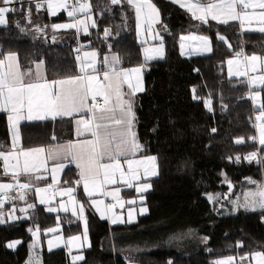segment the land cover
I'll return each mask as SVG.
<instances>
[{
  "label": "trees",
  "instance_id": "16d2710c",
  "mask_svg": "<svg viewBox=\"0 0 264 264\" xmlns=\"http://www.w3.org/2000/svg\"><path fill=\"white\" fill-rule=\"evenodd\" d=\"M153 1L165 25V57L153 61L143 57L133 10L111 0H89L93 23L88 22L83 32L74 28L47 32L44 27L35 37L24 33L22 26L28 13L34 12L33 2L18 5L6 14L7 24L0 25V58L16 53L24 68L44 62L50 79L81 73L76 51L80 43L100 56L113 52L122 67L145 68V91L136 104L137 132L144 152L158 164V175L146 194L148 212L135 221L112 224L87 206L91 246L83 259L72 261L66 248L42 247L43 264H218L227 256L264 253V208L224 212L207 197L218 191L226 194L231 185L241 189L264 185V147L253 140L257 109L251 89L245 78L229 77L225 65L239 52L264 57V32L243 31L239 22L198 18L169 0ZM66 19L65 11L45 15L48 25ZM187 33L207 35L212 52L182 56L180 44ZM261 90L264 102V86ZM63 130L57 120L26 122L21 126L23 147L46 146ZM11 145L8 118L0 112V152ZM251 153L257 156L250 161ZM77 176L70 165L62 183L73 185ZM9 180L0 157V184ZM13 189L0 191L22 192ZM78 195L87 201L80 187ZM221 204L227 205L225 195ZM12 205L4 198L0 202V264H25L32 241L29 227L42 231L61 223L65 235L81 231L80 220L48 212L42 204L26 213L19 208L21 202ZM23 212L27 217L21 218Z\"/></svg>",
  "mask_w": 264,
  "mask_h": 264
},
{
  "label": "crops",
  "instance_id": "0c3cea01",
  "mask_svg": "<svg viewBox=\"0 0 264 264\" xmlns=\"http://www.w3.org/2000/svg\"><path fill=\"white\" fill-rule=\"evenodd\" d=\"M169 1L179 5L186 11L201 19H212L219 22L225 20L228 22H239L243 31L264 32L261 31V29H264V8L260 7L262 0H243V5L236 3L231 8L228 6L231 3V0ZM87 3L89 5V2ZM119 3L129 5L134 12L137 24V37L142 44V54L145 61L163 59V56L165 55V25L162 22L161 12L158 6L153 0H132V3H129L128 0H120ZM208 4H212L214 7L208 9ZM244 5H246V7H244ZM81 13L88 16V18L85 19L92 17L90 7L89 10H81V6H78L77 15ZM6 14L5 17L7 20ZM213 16H215L216 19H213ZM233 16L237 18L233 19ZM75 21L76 24L79 22L78 19ZM86 23H88V21H86ZM155 27L160 31L159 33L154 30ZM86 29L87 26L84 25L83 31ZM45 30L47 32H56L51 29L50 25H47ZM77 30L82 32L79 28H77ZM205 36L206 35L199 33H189L184 39L182 37L183 41H181L180 50L184 53L183 56L188 58L189 56L187 54L198 46L197 37ZM56 37L57 36L55 35V38ZM93 49L94 48H86V50L82 52V64H79V66L83 71H81L80 74L59 79H50L47 77L44 62L38 61L29 65V67L24 68L21 66L19 56L16 53L15 60L10 61L8 59L9 53L0 58V60L4 61V64L0 66V72H7L10 63L14 66L18 64L19 70L22 73L30 71V75L23 77V83L51 85L50 91L53 92H61V90H63L66 97L64 107L65 110L70 113L68 115H55L53 111H50V105H47L46 101L41 97V89L32 90L34 103L31 112H29L26 102L23 107L16 105L17 110L12 111V105L5 107L2 101H0V112H5L7 115L12 140L11 148L4 151L5 157H1L2 165L5 173L9 175V177L11 175H22L29 180L38 181L40 186L44 185L45 187L57 183L58 186L62 185L63 174L66 168L73 165L78 173L75 184L80 185L87 196L95 194L96 192H100V195L103 193L105 196L108 194L110 197L119 196V198L124 201V203L121 204L128 208L132 201L129 199H137L143 196V202H145L146 194L152 188V179L158 175V164L156 160L147 159L148 157L154 156L144 152V144L140 141L137 132L136 104L139 95L145 91V68L142 64L122 67L119 58L118 61L113 59L114 57H117L113 52L100 56L98 51L96 50V52ZM207 50L209 53L212 52L211 48V50L204 49L192 54H195V56L209 54L203 53L207 52ZM133 69H140V71H131ZM105 73L108 74L107 79H105ZM74 77H81V79L78 81L73 80L72 82L65 84H52L53 81H68L70 78ZM90 77H93L94 79H89ZM75 89H80V95L73 98L69 93ZM24 95L27 97L28 93L25 92ZM96 96H102L104 98L107 96L108 103L101 108L93 105L91 100ZM128 99L133 101L135 120L132 131L136 134V143H138L140 147L133 148L131 137L126 135L125 139L127 143L121 145L122 154L115 155L113 152L112 155H103L99 159L100 165L115 166L119 164V168L110 167L105 169L101 166L99 169V175L94 181L89 179L87 181V187L85 188V180L81 177L82 167L80 166L84 162L73 160L71 155L65 158V153L63 152H61L54 161L48 159L49 150L56 149L61 145H73L72 155L79 154L84 149H91L92 143L88 142H95L97 139V137L92 135L93 132H99L101 144L108 139V132L116 134V140L113 142V148H115L120 142V133L123 130L122 126L116 125L112 119L101 121L97 117L101 115L102 109L107 108L112 111L103 113L105 116L120 118L123 101ZM29 116L32 118L29 119ZM9 117H11V119H9ZM39 117L44 118L40 119ZM48 119L57 120L58 126L64 129L62 131L63 135L60 136L61 138L54 135L53 141L46 146L24 148L22 144L21 126L26 122ZM97 123L106 124L107 128L97 129ZM32 149H44V151H30ZM97 150L99 151V145H97ZM24 153H27V155H24ZM128 161L133 162L131 166H129ZM26 163L30 169L27 173L23 171ZM60 165H63V167L61 168ZM129 167H131V170H129ZM53 169H55V171H53ZM34 171H37L36 173H38L35 177L32 176V172ZM105 173H107V178H105ZM8 183L10 184L11 182ZM111 183L117 184L107 185ZM20 185L22 184L16 186ZM116 185H118V187H123L119 193L116 192L115 188H111ZM12 186L14 185L12 184ZM14 187L5 190H11ZM37 187V184L33 183V185L26 188L34 191L33 194H35ZM65 191L66 190L62 192L65 193ZM115 202H118L117 199H115ZM111 212H115L114 216H112ZM108 213H110L109 220L112 224L123 222L124 218H127L126 213L124 214L117 207L115 209L109 208ZM114 220L117 222L113 223Z\"/></svg>",
  "mask_w": 264,
  "mask_h": 264
},
{
  "label": "rangeland",
  "instance_id": "374dc122",
  "mask_svg": "<svg viewBox=\"0 0 264 264\" xmlns=\"http://www.w3.org/2000/svg\"><path fill=\"white\" fill-rule=\"evenodd\" d=\"M37 4L40 5L39 8H37ZM33 5L34 12L28 13L27 22L24 23V26H22L23 32L29 34L32 37H35V35L40 33L42 28L48 25L45 21V15H48V17H53L64 11L67 13L68 19L50 25L51 29L55 30L56 33L59 30L61 31L72 28H79L83 32L84 25H87L86 21H88L90 24L93 23V16L89 19H85L88 18V16L81 13L78 14L77 19L79 20V22H77L76 24L74 14L72 16L68 15L69 9L66 6L65 0H34ZM80 6L89 5L88 3H86ZM84 10H89V7H85ZM69 24H74L75 27H53V25ZM154 30H156L157 33L160 32L157 27H155ZM188 34L189 33H187L185 36H187ZM185 36H183V39ZM220 38H223L222 40L225 42V44L230 46V42L226 37L220 36ZM197 40L198 46L194 48L193 51L187 54L189 57L195 56V54L192 53L199 52L204 49H213L212 42L207 35L205 37H197ZM86 48L90 47L85 44L83 46L82 52L85 51ZM93 50L96 51V49ZM180 53L182 54V56L184 55L181 50ZM203 53L209 52L207 50V52ZM254 55L258 57V59L252 60L251 57ZM163 57H165V55ZM246 58L247 62L246 60L244 61V59ZM78 62L79 64H82V58L80 56H78ZM225 65L229 77L245 78L248 83L249 89H251L250 97L252 99L254 108L257 109V113H255L254 116V121L256 122V140L259 143L262 135H264V102L263 93L261 90L264 86V57L257 53L247 54L246 56H243L242 53L239 52L234 56L228 58L225 62ZM259 145L262 146L260 143ZM36 172L37 171L32 172V176L35 177L38 174ZM9 181L11 182L10 184H13L14 186L19 184H27L31 186L34 183L37 184L38 187L35 194H33L32 191L27 190L15 194L4 195L5 203H12V206L16 207V203L21 202L22 206L19 208L21 211L25 210V213L26 209L33 208L29 207V205L34 206L35 204L39 203L44 205L48 212H52L58 215L67 214L72 218L80 220L82 223L81 231L70 235H65L61 223L42 231L40 229H37V227H29L28 230L30 231L32 241L29 244L30 255L27 258L25 264H43L42 247H45L47 250L66 248L67 250L71 251L72 261L78 262L82 260L84 257V250L88 249L91 246L86 216L87 206L95 211L101 218L108 220L110 219V213H108L109 208L115 209L117 207L124 214L126 213L127 218H124L123 222L135 221L140 215H144L148 212L145 202H143V196L137 199H129L132 201L130 202L131 205L127 208L125 205L121 204L124 203V201H122L119 196L110 197L108 194H106V196L103 195V193L100 195V192H96L95 194L87 196L78 184H62L58 186L57 183L53 184L52 186L45 187L44 185L40 186L38 181L33 180V182L32 180L24 178V176L22 175H11ZM223 181L224 183H227L229 182V178L225 177ZM112 184L114 185L117 183H111L107 185ZM229 184L230 183H227V185ZM79 187L81 188L87 201L79 197ZM111 188H115L116 192L119 193L123 187H118V185H116L115 187ZM68 189H71L72 191L69 192ZM64 190H66L65 193L62 192ZM261 191H264V185L252 187L249 189L229 187L226 191V194L225 192L218 191L207 194V197L212 202L218 204L220 209H222L224 212H232L237 211L239 208L255 209L260 207L261 203H264V197L260 196ZM224 195L227 198V205L221 204V199L224 197ZM21 197H23V199H21ZM115 199H117L118 202H115ZM24 212L23 217L21 218L27 217L24 216ZM114 213L115 212H111L112 216H114ZM13 243L15 244V242ZM258 253L262 255H257ZM218 262H222V264H264V253L255 251L251 254L240 256L239 258H236L234 256H227L219 259Z\"/></svg>",
  "mask_w": 264,
  "mask_h": 264
},
{
  "label": "snow or ice",
  "instance_id": "6c2138e0",
  "mask_svg": "<svg viewBox=\"0 0 264 264\" xmlns=\"http://www.w3.org/2000/svg\"><path fill=\"white\" fill-rule=\"evenodd\" d=\"M14 2H16V0H0V3H2L3 5H9V4H12ZM119 2H120V0H111L112 4H118ZM128 2L132 3V0H128ZM236 3L243 5V0H231V3L228 6L231 8ZM39 6L40 5L37 4V8H39ZM85 7H90V6H81V10H84ZM207 7H208V9H212L214 6L212 4H208ZM245 7H246V5H245ZM260 7L264 8V0H262ZM14 11H15L14 8L0 7V25H4L7 23L5 14L10 13V12H14ZM68 15L72 16L73 12H69ZM212 18L216 19L215 16H213ZM232 18L236 19L237 17L233 16ZM222 22L227 23L228 21L225 20ZM53 27L54 28H61V27L72 28V27H75V25L74 24L53 25ZM261 31H264V29H261ZM105 33L107 35V30H105ZM221 39H223V38H221ZM8 59L10 61L15 60L16 54L15 53H9ZM113 59L115 61H118V57H114ZM251 59L256 60V59H258V57H256L254 55L251 57ZM3 64H4V61L0 60V66H2ZM81 71H83V69H81ZM131 71L138 72V71H140V69H133ZM27 75H30V71L22 73L19 70L18 64H16L14 66L11 63L8 65V71L7 72H0V101H2V103L5 107L8 105H12L11 110L16 111L17 110L16 105H20L21 107H23L25 105V102H26L28 110H29V112H31L32 106L34 103V97L32 95V90L33 89H41L42 90L41 97L46 101L47 105H50V111H53V113L55 115H59V114L68 115V114H70L68 111L65 110V107H64L66 97H65L63 90H61V92H53V91H50L51 85L33 84V83L25 84V83H23V77L27 76ZM107 78H108V74L105 73V79H107ZM80 79H81V77H74V78H70V80H68V81H58V82L53 81L52 84H56V83L65 84V83H70L73 80L78 81ZM89 79H94V78L90 77ZM25 92L28 93L27 97H25V95H24ZM69 95H71L73 98L79 96L80 95V89H75V90L71 91L69 93ZM107 103H108V97L105 96V104H107ZM111 111H112L111 109H107V108L102 109L101 115L97 118L101 121H103L105 119H112L116 125L122 126L123 130L120 133V142H119V144L116 145L115 148H113V142L116 140V134L108 132L107 133L108 139L103 144H101L99 132H93L92 135L97 137V139L95 142H88V143H92L91 149H84L81 153L76 154V155H72V149L74 146L69 144L66 146L65 145L58 146V148H56V149H50L48 152V159L49 160H53V161L56 160L57 156L61 152H63V153H65V158H67L69 155H71L73 160H80V161L84 162L80 166L82 167L81 177L85 180V188L87 187V181L89 179H92L94 181L95 178L99 175V169L101 166L104 167L105 169H108L110 167L119 168V164H117L115 166L100 165L99 159L103 155H112L113 152L115 153V155L122 154L121 145H125L127 143V141L125 139L126 135L131 137L133 148H139L140 147V145L138 143H136V134L132 131L133 126H134V120H135V113L133 111V101L131 99L123 101V105L121 107L120 118H115L114 116L109 117V116H105L103 114V113L111 112ZM31 118L32 117L29 116V119H31ZM39 118L43 119L44 117H39ZM9 119H11V117H9ZM96 128L97 129L107 128V125L102 124V123H97ZM213 131H215V129H213ZM237 142L239 143L241 141H237ZM259 143L262 146H264V135H262ZM97 145H99V151L97 150ZM30 151L42 152V151H44V149H32ZM24 155H27V153H24ZM256 156H257V153H251V154H249V157H247V159H249L251 161ZM0 157H5V153L0 152ZM147 159L155 160L156 158L155 157H148ZM238 159H239V157H237V160ZM132 163H133L132 161H128L129 166H131ZM60 167L62 168L63 165H60ZM129 170H131V167H129ZM23 171L25 173L30 171L27 163L25 164ZM53 171H55V169H53ZM105 178H107V173H105ZM252 183H255V182L252 181ZM11 187H12L11 184H0V189H8ZM20 187L26 188V187H29V185L22 184V185H20ZM68 191L71 192L72 190L68 189ZM260 196L264 197V191L260 192ZM21 199H23V197H21ZM260 206L262 208H264V203H261ZM29 207H33V205H29ZM0 215H2V214H0ZM116 222L117 221H115V220L113 221V223H116ZM15 243H19V241L15 242ZM8 246L12 247L13 245L10 244ZM257 255H262V254L258 253ZM169 264H171V262H169ZM218 264H222V262H218Z\"/></svg>",
  "mask_w": 264,
  "mask_h": 264
},
{
  "label": "built area",
  "instance_id": "2783aa9c",
  "mask_svg": "<svg viewBox=\"0 0 264 264\" xmlns=\"http://www.w3.org/2000/svg\"><path fill=\"white\" fill-rule=\"evenodd\" d=\"M65 1H66V6L69 9V12H73L74 17H75V20L77 19V7L80 6V5H84L87 2H89V0H65ZM32 2H34V0H16V2H14L12 4H9V5L0 4V7H13V8H16L18 5H24V4L29 5ZM82 49H83V46L80 43L77 46V48H76V51H77V53H78V55L80 57L82 55ZM244 60H246V59H244ZM209 101L211 102V100H209ZM91 103L93 105L97 106V107H100V108L101 107H104V105H105V98L102 97V96H96V97H94L91 100ZM253 127L256 128V122L255 121L253 122ZM253 140L257 142L256 138H254ZM258 145H259V143H258ZM258 151H259V148H258ZM24 189L25 188H22L20 186H15L13 190L14 191H23ZM4 194H5L4 192L0 191V202L3 201Z\"/></svg>",
  "mask_w": 264,
  "mask_h": 264
},
{
  "label": "water",
  "instance_id": "95a60500",
  "mask_svg": "<svg viewBox=\"0 0 264 264\" xmlns=\"http://www.w3.org/2000/svg\"><path fill=\"white\" fill-rule=\"evenodd\" d=\"M231 187H234L233 185H231Z\"/></svg>",
  "mask_w": 264,
  "mask_h": 264
}]
</instances>
